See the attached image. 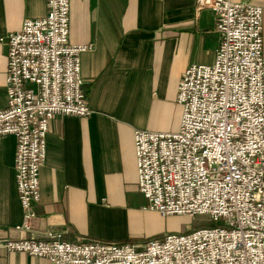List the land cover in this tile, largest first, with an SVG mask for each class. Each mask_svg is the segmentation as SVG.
Masks as SVG:
<instances>
[{
    "label": "built area",
    "instance_id": "obj_1",
    "mask_svg": "<svg viewBox=\"0 0 264 264\" xmlns=\"http://www.w3.org/2000/svg\"><path fill=\"white\" fill-rule=\"evenodd\" d=\"M69 0H46L42 18L7 34L0 136L15 138L14 172L26 238L0 250L49 264H264L263 9L230 0H196L211 10L218 45L209 64L182 73L174 133L135 130L137 188L160 216L197 215L208 223L140 243L38 239L39 171L55 116L88 117L81 55L93 44L69 42ZM189 228V224L187 225Z\"/></svg>",
    "mask_w": 264,
    "mask_h": 264
},
{
    "label": "crops",
    "instance_id": "obj_2",
    "mask_svg": "<svg viewBox=\"0 0 264 264\" xmlns=\"http://www.w3.org/2000/svg\"><path fill=\"white\" fill-rule=\"evenodd\" d=\"M196 0H69V42L93 44L81 55L88 117L55 116L39 171L40 202L32 229L69 242H143L158 229L134 227L145 209L137 189L135 130L174 133L182 73L209 64L218 45L211 10ZM261 7L264 0H230ZM46 0H0V110L6 107L7 47L3 41L27 19L42 18ZM16 141L0 136V239L19 240L22 209L15 184ZM160 217V216H159ZM0 264H49L44 258L0 250Z\"/></svg>",
    "mask_w": 264,
    "mask_h": 264
},
{
    "label": "rangeland",
    "instance_id": "obj_3",
    "mask_svg": "<svg viewBox=\"0 0 264 264\" xmlns=\"http://www.w3.org/2000/svg\"><path fill=\"white\" fill-rule=\"evenodd\" d=\"M137 186V184H136ZM138 189V188H137ZM139 191V190H138ZM160 216V215H159ZM155 218L154 216L141 217L138 222L134 223V227L144 229H158L160 234L156 237L151 238H161L165 234L181 233L186 232L190 228H195L200 224L208 223V217L203 215H197L193 218L187 216H160ZM190 225L189 228L187 225ZM147 238V239H151ZM145 239V240H147Z\"/></svg>",
    "mask_w": 264,
    "mask_h": 264
},
{
    "label": "trees",
    "instance_id": "obj_4",
    "mask_svg": "<svg viewBox=\"0 0 264 264\" xmlns=\"http://www.w3.org/2000/svg\"><path fill=\"white\" fill-rule=\"evenodd\" d=\"M132 241H133L132 239L128 240V242H132Z\"/></svg>",
    "mask_w": 264,
    "mask_h": 264
}]
</instances>
